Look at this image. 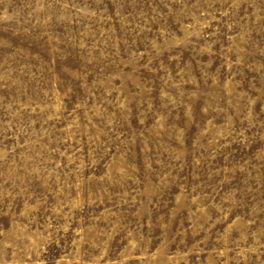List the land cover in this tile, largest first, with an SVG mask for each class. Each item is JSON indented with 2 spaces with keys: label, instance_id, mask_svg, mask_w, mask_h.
<instances>
[{
  "label": "rangeland",
  "instance_id": "1",
  "mask_svg": "<svg viewBox=\"0 0 264 264\" xmlns=\"http://www.w3.org/2000/svg\"><path fill=\"white\" fill-rule=\"evenodd\" d=\"M0 264H264V0H0Z\"/></svg>",
  "mask_w": 264,
  "mask_h": 264
}]
</instances>
